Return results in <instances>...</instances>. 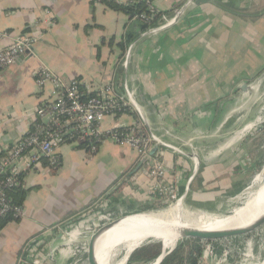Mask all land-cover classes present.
<instances>
[{
	"label": "crops",
	"instance_id": "0c3cea01",
	"mask_svg": "<svg viewBox=\"0 0 264 264\" xmlns=\"http://www.w3.org/2000/svg\"><path fill=\"white\" fill-rule=\"evenodd\" d=\"M152 6L167 16L181 13L164 28L157 20L126 39L129 19L99 2L0 0V52L19 37L36 40L31 54L0 69V148L18 142L32 126L35 108L52 97L50 85L36 84L41 68L78 80L83 91L110 86L131 107L120 127H137L165 144L145 157L108 140L95 151L77 141L62 144L55 173L43 163L23 174L22 215L0 230V264L36 258L74 264L59 249L75 219L93 233L104 225L102 216L163 214L172 204L153 193L157 181L146 175L157 163L165 169L163 183L176 187L185 206L229 196L238 178L252 174V154L244 145L261 128L244 127L253 126L254 84L264 90V0H153ZM117 120L106 118L103 128ZM220 251L215 248L202 264H235Z\"/></svg>",
	"mask_w": 264,
	"mask_h": 264
},
{
	"label": "built area",
	"instance_id": "2783aa9c",
	"mask_svg": "<svg viewBox=\"0 0 264 264\" xmlns=\"http://www.w3.org/2000/svg\"><path fill=\"white\" fill-rule=\"evenodd\" d=\"M148 10L157 13L152 3ZM181 11H175L171 16L161 14L158 22L159 28H164L174 23ZM141 19H145L142 15ZM156 28L151 31L154 32ZM35 39L32 37H19L11 46L0 52V69L14 65L19 59L32 52ZM35 81L39 89L51 86L52 97L42 102L35 108L33 124L18 142L11 146L0 148V220L6 217L18 218L22 215V207L13 203L9 193L13 192L23 182L21 174L29 170L41 168L47 163L49 168H57L58 159L55 151L64 143L77 141L87 144L91 151L108 140L117 146H127L137 156H147L153 145H157L160 152L163 144L154 135L140 132L137 127L121 128L119 120L130 110V104L117 96L110 86H103L97 91H83L81 83L76 79L65 81L60 76L53 74L47 68H41L35 73ZM134 106V105H133ZM106 118L118 119L114 127L103 128ZM253 127L244 130L262 128L264 114L257 117ZM179 155H185L182 150L170 147ZM157 149V150H158ZM162 154V153H161ZM23 166L20 168L19 165ZM149 178L157 181L153 193L170 201L171 207L176 206L181 200L172 184L163 183L165 169L162 163L155 164L147 170ZM22 180V181H21ZM104 224L112 221L107 216H102ZM85 221H80L67 233V243L59 249L60 253L67 254L76 264L82 259L86 260L87 238L93 228ZM77 231L78 235L71 241V234ZM213 248L206 245L199 264L212 257ZM226 250L222 257H226ZM32 264H41L38 258Z\"/></svg>",
	"mask_w": 264,
	"mask_h": 264
},
{
	"label": "bare ground",
	"instance_id": "6f19581e",
	"mask_svg": "<svg viewBox=\"0 0 264 264\" xmlns=\"http://www.w3.org/2000/svg\"><path fill=\"white\" fill-rule=\"evenodd\" d=\"M251 186H257V188L249 192L246 200H243L244 203L231 211L228 217L203 214L199 215L194 222L189 220L182 206L176 205L167 213L142 214L125 218L97 238L94 245L95 262L96 264H112L111 259L115 253L122 250V258L116 264H125L130 252L149 238H154V241L160 240L166 252L174 248L180 231L185 229L213 232L248 227L264 215V168L254 178Z\"/></svg>",
	"mask_w": 264,
	"mask_h": 264
},
{
	"label": "trees",
	"instance_id": "16d2710c",
	"mask_svg": "<svg viewBox=\"0 0 264 264\" xmlns=\"http://www.w3.org/2000/svg\"><path fill=\"white\" fill-rule=\"evenodd\" d=\"M95 2H99L104 5L106 9L113 12L125 15L131 22L130 28L126 31V39H132L134 30L144 31L150 26H153L162 13H151L148 10V6L153 0H127L126 2H117L114 0H91V6H94ZM144 16L145 19H141L140 16ZM123 49L124 46L121 45ZM128 113V112H127ZM264 133V124L261 128ZM261 132V133H262ZM258 154L255 156L253 161L254 170H260L264 163V136ZM80 147L88 150L87 144L83 143ZM58 169V168H57ZM56 168H51L50 171L55 173ZM241 167L234 169L233 175L240 176ZM251 173L249 172L246 175H243L241 178H238V181L231 187V192L229 194L235 195L241 191V184L243 182H250L252 179ZM23 175L21 174V178ZM22 181V180H21ZM10 198L13 203L21 206L26 197V190L23 189V182L11 193H9ZM10 217V216H9ZM6 217L0 220V230L11 220L12 217ZM233 239L216 241L215 242H199L194 240H183L178 241L172 251L165 255L160 264H199L201 254L206 245H211L214 249L219 248L223 249V244L226 241H231ZM224 241V243H223ZM213 244V245H212ZM234 251V256L237 251ZM221 252V251H220ZM161 254V243L158 241H149L141 244L137 249H135L132 254H130L127 262L125 264H152Z\"/></svg>",
	"mask_w": 264,
	"mask_h": 264
},
{
	"label": "rangeland",
	"instance_id": "374dc122",
	"mask_svg": "<svg viewBox=\"0 0 264 264\" xmlns=\"http://www.w3.org/2000/svg\"><path fill=\"white\" fill-rule=\"evenodd\" d=\"M257 86L258 85H256L255 83L251 91L252 95L256 96L254 99V109H253L254 110L253 114L255 116H254V120H252L251 122H255L258 116H260L261 114H264V90L263 89L260 90L259 86L258 87ZM241 126L242 124L240 123L237 130ZM261 132H262L261 129L258 132L257 131L254 132L253 136L249 137V140L247 141L248 144L245 143L244 145L245 151L252 154L251 158H253V161L255 160V156L258 154V151L260 149L259 146H261L260 144L264 136V133L263 132L261 133ZM22 166H23L22 164L19 165L20 168ZM263 168H264V163L260 170H256V171L253 170L251 174L253 176L250 182H248L246 185L241 186V191L235 196L232 194L229 196H225V194H223V197L216 195V197H212L205 203H201V202L191 203L190 202L189 204H187V206L183 204V210L187 213L189 220L195 222L197 220V217L203 214H209V215H215V216H224V215L230 214L231 211L238 208L244 203L249 192L257 188V186L252 187L251 183L254 180V178L261 173ZM43 172L45 171H42L41 173ZM221 191H224V187ZM174 207L172 206V208H164L163 213L169 212L171 209H174ZM89 238L90 236L87 238L88 241H89ZM225 250L227 252V256H230V255L233 256V258L235 259V264H263L264 263V224L261 227H259L256 231L252 232L249 235L238 237L231 241H226L223 244V249H221V256ZM232 250L237 251L235 256ZM122 252H123L122 250L121 251L119 250L118 252L115 253L114 257L111 259L112 264H116L117 262L120 261L123 255ZM212 253H213L212 257L206 260H209L214 257L213 256L214 248H213Z\"/></svg>",
	"mask_w": 264,
	"mask_h": 264
},
{
	"label": "water",
	"instance_id": "95a60500",
	"mask_svg": "<svg viewBox=\"0 0 264 264\" xmlns=\"http://www.w3.org/2000/svg\"><path fill=\"white\" fill-rule=\"evenodd\" d=\"M30 51L33 52V48L32 47H30ZM240 89H241V91L246 92L247 89H248V86L246 84H244V85L241 86ZM157 149H158V146L157 145H153L151 147V149L149 150V152H148V156H153V154L156 152ZM196 168H197V165H195V171H196ZM190 181L191 180H189V182ZM183 203H184V196H181V200L179 202H177L176 205H180L183 208ZM142 214H150V213L143 212V213H135V214L125 215V216H122L120 218H116V219H114V220H112V221L100 226L99 228H97L90 235V238H89V241H88V244H87V253H86V261H87V263L88 264H96L95 258H94L95 257V255H94V245H95V241L97 240L98 237H100L103 233H105L106 231L110 230L111 228H113L114 226L119 224L125 218H128L130 216L142 215ZM224 216L228 217V215H224ZM80 221H82V219L81 218H77V219L74 220V222H71L69 225H72L75 222L78 224ZM263 224H264V215L259 220H257L256 222L252 223L250 226L245 227V228H240V229L226 230V231H213V232L204 231V230L201 231V230H187V229H185V230L180 231L178 241L194 240V241H199V242H216V241L228 240V239H233V238H238V237L249 235L252 232L256 231ZM154 240H155L154 238H149L146 241H144V243L145 242H149V241H154ZM158 242L161 243V254L154 261V263H152V264H160L161 261L163 260V258L165 257V255H167L168 253H170L172 251V249H170V250L165 252L164 249H163V246H162V242L160 240H158ZM137 248H135V249H137ZM132 252H130V254ZM130 254L127 256L126 262H127L128 258L130 256ZM31 262L33 263L32 260H31Z\"/></svg>",
	"mask_w": 264,
	"mask_h": 264
}]
</instances>
